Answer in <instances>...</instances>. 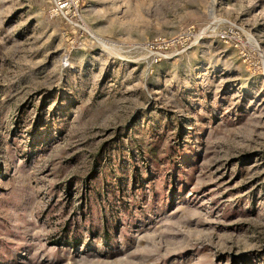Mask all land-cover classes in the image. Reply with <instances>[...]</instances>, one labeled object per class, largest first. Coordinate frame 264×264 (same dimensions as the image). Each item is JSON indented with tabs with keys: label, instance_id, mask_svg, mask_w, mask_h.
Listing matches in <instances>:
<instances>
[{
	"label": "rangeland",
	"instance_id": "rangeland-1",
	"mask_svg": "<svg viewBox=\"0 0 264 264\" xmlns=\"http://www.w3.org/2000/svg\"><path fill=\"white\" fill-rule=\"evenodd\" d=\"M51 4L0 0V264H264V0Z\"/></svg>",
	"mask_w": 264,
	"mask_h": 264
},
{
	"label": "built area",
	"instance_id": "built-area-1",
	"mask_svg": "<svg viewBox=\"0 0 264 264\" xmlns=\"http://www.w3.org/2000/svg\"><path fill=\"white\" fill-rule=\"evenodd\" d=\"M80 0H52L49 13L52 17H63L67 20H78ZM80 27L79 24H75ZM225 38V35H221Z\"/></svg>",
	"mask_w": 264,
	"mask_h": 264
},
{
	"label": "bare ground",
	"instance_id": "bare-ground-1",
	"mask_svg": "<svg viewBox=\"0 0 264 264\" xmlns=\"http://www.w3.org/2000/svg\"><path fill=\"white\" fill-rule=\"evenodd\" d=\"M214 7V4H212V6L210 7V10L213 12V8ZM105 44V43H104Z\"/></svg>",
	"mask_w": 264,
	"mask_h": 264
}]
</instances>
